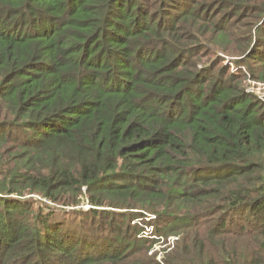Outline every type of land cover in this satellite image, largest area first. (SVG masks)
<instances>
[{"label": "trees", "instance_id": "1", "mask_svg": "<svg viewBox=\"0 0 264 264\" xmlns=\"http://www.w3.org/2000/svg\"><path fill=\"white\" fill-rule=\"evenodd\" d=\"M220 53L264 82V0H0V264H264V103Z\"/></svg>", "mask_w": 264, "mask_h": 264}, {"label": "rangeland", "instance_id": "2", "mask_svg": "<svg viewBox=\"0 0 264 264\" xmlns=\"http://www.w3.org/2000/svg\"><path fill=\"white\" fill-rule=\"evenodd\" d=\"M221 58L224 59V64L225 65H229L230 70L235 71L237 73L240 74H245L246 75V80H245V87L252 92L256 97L257 100H261L264 103V82H260L257 80H254L252 78V74H251V70L248 64H250V62L245 63L244 61L240 62V63H236L235 60L239 59L241 57L239 56H231V55H226V54H221ZM249 77V78H248ZM90 208L89 205L84 204V206H79L77 208H72L70 207L69 209H66V211L68 212H72L73 209H82V210H88ZM70 221H73L72 219L75 218V215L73 216H69L67 217ZM143 220V224L145 223H150L149 220H147L146 218H142ZM163 243L165 244V241L163 238H161V242H158L157 244L154 245V249L152 251L149 252V255H151L153 252H155L156 254V260L159 262L161 261V258L164 256L165 254V246H163Z\"/></svg>", "mask_w": 264, "mask_h": 264}, {"label": "built area", "instance_id": "3", "mask_svg": "<svg viewBox=\"0 0 264 264\" xmlns=\"http://www.w3.org/2000/svg\"><path fill=\"white\" fill-rule=\"evenodd\" d=\"M155 216H153V215H149L148 214V219L147 220H149V219H151V218H154ZM153 232H154V227H153V225H145V230L143 231V234L144 235H146V236H150V237H152V238H154V234H153Z\"/></svg>", "mask_w": 264, "mask_h": 264}]
</instances>
